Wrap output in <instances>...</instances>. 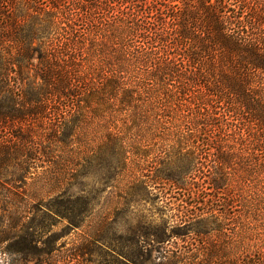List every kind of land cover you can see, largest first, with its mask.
<instances>
[{
  "label": "trees",
  "instance_id": "1",
  "mask_svg": "<svg viewBox=\"0 0 264 264\" xmlns=\"http://www.w3.org/2000/svg\"><path fill=\"white\" fill-rule=\"evenodd\" d=\"M153 140L164 146L142 168ZM91 169L103 182L129 172L120 198L153 186L177 204L175 228L253 218L235 227L259 230L248 264H264V0H0L5 211L64 216L95 198L69 190ZM17 227L2 242L17 245Z\"/></svg>",
  "mask_w": 264,
  "mask_h": 264
},
{
  "label": "rangeland",
  "instance_id": "2",
  "mask_svg": "<svg viewBox=\"0 0 264 264\" xmlns=\"http://www.w3.org/2000/svg\"><path fill=\"white\" fill-rule=\"evenodd\" d=\"M247 137L244 136L243 143H249ZM152 142L155 144L152 148L144 146L148 142L141 143L144 146L140 151L141 161L146 159L142 168H146L147 161L164 146L162 140ZM105 159L114 160V157ZM5 167L13 169V165ZM133 168L135 170L132 165ZM106 171L91 169L83 178L71 181V194L95 195V198L83 196L63 204L64 216L38 213L18 222L5 211L7 204L0 186V264H228L237 253L242 254L245 246L250 254L241 256L238 264L253 263L256 259L259 253L256 244L261 239L259 230L246 229L244 234L235 227L248 223L255 226L257 222L253 218L247 219L243 213L235 218L232 212L221 223L225 228L220 231H211L214 220L206 221L209 229L205 233L175 228L177 222L173 215L177 211L173 208H177L176 203L159 200L158 190L151 185L135 187L142 193L152 192L147 200L137 201L127 195L120 198L119 190L128 181L129 172L123 178L103 182L100 174L103 176ZM135 172L139 176L145 174L142 180H147L150 173L148 169ZM80 189H85L86 193H78ZM17 224V230H21L17 231L21 236L19 243L13 247L2 242L11 226ZM160 226L163 229H159Z\"/></svg>",
  "mask_w": 264,
  "mask_h": 264
}]
</instances>
